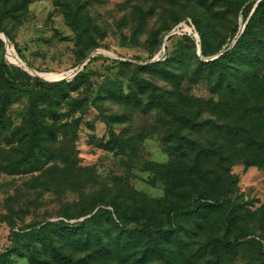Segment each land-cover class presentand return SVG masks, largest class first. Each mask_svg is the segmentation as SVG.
Listing matches in <instances>:
<instances>
[{
	"label": "rangeland",
	"instance_id": "rangeland-1",
	"mask_svg": "<svg viewBox=\"0 0 264 264\" xmlns=\"http://www.w3.org/2000/svg\"><path fill=\"white\" fill-rule=\"evenodd\" d=\"M15 1L0 0L4 42L0 60L5 57L26 71L29 79L18 76L28 82V88L37 79L69 83L80 71L85 78L57 107L56 119L44 116L54 123L56 137L49 141L53 153L44 157L41 169L22 165L17 135L0 129V264H60L52 259L48 263V255L34 263L25 245L20 252L15 250L14 231L32 224L66 221V214L83 220L89 214H82L95 207L94 211L122 200L133 212L128 224L136 227L152 212L161 213L184 198L186 188L190 196L198 195L191 185L170 193L162 175L179 128L171 114L161 106L145 111L135 101L107 93L115 88L129 93L137 79L153 83L178 111L204 122L202 128L188 130L198 143L209 149L224 147L230 153L221 166L237 180L234 200L243 229L239 251L234 257L223 253L220 263L216 260L212 243L223 234L217 215L183 223L170 238L162 239V254L145 257L146 240L130 254L119 256L82 250L65 241L60 243L62 251L78 264H259L254 253H259L255 240L264 244V149L244 154L246 144L239 140L236 147L232 144L236 138L227 136L236 129L245 140L244 128L251 126L254 117H261L255 132L260 134L259 145H264L260 111L264 81L249 84L243 72L252 67L240 66L243 76L234 79L237 92L233 94L220 92L216 78L198 80L195 75L197 59L208 61L223 53L204 58L203 44L213 50L226 40L227 47L237 26H242L241 11L235 5H214L212 0H20L17 8ZM185 34L193 41L180 42ZM259 35L264 40V29ZM164 42L172 50L181 44L189 53L185 64H163L168 52ZM151 92L149 87L139 93L143 106H148ZM28 107V92L13 96L8 115L14 127L25 122Z\"/></svg>",
	"mask_w": 264,
	"mask_h": 264
},
{
	"label": "trees",
	"instance_id": "trees-1",
	"mask_svg": "<svg viewBox=\"0 0 264 264\" xmlns=\"http://www.w3.org/2000/svg\"><path fill=\"white\" fill-rule=\"evenodd\" d=\"M15 2V7H19L20 0ZM212 2L214 5H235L237 11H241L244 20L241 27L237 26L235 35L227 47L224 48L226 40H222L213 50H208L205 43L203 44L204 58L223 53L208 61L197 59L199 66L195 70V75L198 80L216 78L220 92L229 91L234 94L237 92L234 79L239 81L243 76L238 70L240 66L252 67L251 70L249 68V71L243 72L249 84L257 80L264 81V40L260 39L259 35L264 29V0H259L257 4H255L256 0H212ZM208 7L212 9V5ZM87 29L88 27L85 26L84 31ZM197 31L201 41H205L203 32L199 29ZM5 33L11 39L10 34ZM155 33L160 34L159 31ZM80 38L83 40V33ZM184 40L193 41L187 34L181 36L180 42ZM159 41L162 42V37ZM3 43L0 38V45ZM165 47L168 52L164 55L163 64L175 65V62L180 65L185 64L184 56H188L189 53L181 44L173 50L166 43ZM87 56L88 53H85L82 57L85 59ZM18 75L29 79L26 71L10 64L5 57H2L0 60V129H7L11 134L17 135L22 153L20 163L29 166L32 170H39L42 168L41 162L44 161V157H49V154L53 153L49 141L56 137L54 123L48 122L44 116L48 114L53 120L57 118V107L69 97L71 90L83 84L84 72L80 71L69 83L65 80L48 83L37 79L36 84L31 88H28V82ZM149 87H152L151 100L146 107L143 106L139 93L148 91ZM23 92L29 93L27 117L21 126L14 127L8 112L13 96ZM107 93L135 101L137 106L145 111L151 106H161L171 114L172 121L178 123L179 128L176 142L171 149L172 158L167 164L162 165L161 172L168 181L170 193L182 186L191 185L195 187L198 195L190 196L186 188L184 198L173 201L161 213L152 212L141 225L136 227L128 224V218L133 212L129 204L122 200H113L109 204L99 206L96 211H94L95 207L92 210L94 212L82 214V216L89 214L83 220H79V216L66 214V221L49 220L35 223L28 228L14 231L15 250L20 252L25 245L30 250V259L34 260V263H37L43 255H48V263H50L49 259H52L60 264H78L72 256L62 251L60 246L62 241L72 242L82 250H94L103 255L119 256L124 253L130 254L128 251L136 250L146 240L144 256L147 257L149 254H162V239L170 238L183 223L196 222L200 218L205 220L217 215L223 224V234L213 237L212 245L216 260L220 263L223 253L234 257L239 251L238 240L243 229L240 225L241 214L234 200L237 180L230 169L221 166L230 157L228 150L224 147L209 149L192 138L188 130L200 129L204 122L198 121L187 112L178 111L176 105L164 93L158 92L157 86L153 83L137 79L134 85H131L129 93H124L122 88H115ZM263 108H260L262 115H264ZM260 122L261 117H254L250 122L251 126L244 128L248 133L245 140L241 137L243 133L233 131L236 129H231L228 133L230 136L227 138H236V141L232 142L236 147L235 142L243 141L246 144L242 150L244 154L247 151H254L255 148L263 150L264 145H259L257 140L260 134L255 132ZM182 129L186 133H182ZM260 155L259 153L258 156ZM216 161L218 166H206L207 162L210 165ZM247 164L252 165L253 162ZM72 219L75 220L71 222ZM255 242L259 253H254V261L264 264V244L260 240Z\"/></svg>",
	"mask_w": 264,
	"mask_h": 264
},
{
	"label": "water",
	"instance_id": "water-1",
	"mask_svg": "<svg viewBox=\"0 0 264 264\" xmlns=\"http://www.w3.org/2000/svg\"><path fill=\"white\" fill-rule=\"evenodd\" d=\"M1 37H2L3 39H6V35H5L4 33L1 34ZM88 60H89V59H88ZM88 60H87V61H88ZM87 61H86V62H87ZM24 64H25V63H24ZM84 64H85V63H84ZM84 64L82 65V67L84 66Z\"/></svg>",
	"mask_w": 264,
	"mask_h": 264
}]
</instances>
